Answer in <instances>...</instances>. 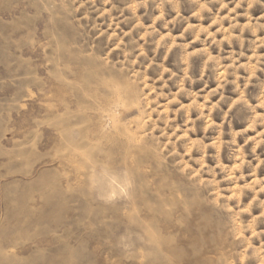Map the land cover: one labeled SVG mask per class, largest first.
<instances>
[{
  "label": "rangeland",
  "instance_id": "obj_1",
  "mask_svg": "<svg viewBox=\"0 0 264 264\" xmlns=\"http://www.w3.org/2000/svg\"><path fill=\"white\" fill-rule=\"evenodd\" d=\"M131 2L0 0V264H264V123L249 127L257 113L264 114V64L250 82L240 70L247 104L228 111L240 94L229 84L213 125L201 119L189 132L202 141L192 156L214 170L222 195L210 194L215 185L189 188L177 172L179 157L161 164L153 142H142L115 117L94 79L97 55L117 42L108 38L113 18L128 17L118 35L135 23ZM158 2L149 0L137 10L146 25L158 13ZM180 4L185 16L197 6L194 0ZM218 8L213 4V13ZM246 11L264 17V3L251 9L244 3L237 9L240 23L247 22ZM166 12V19L175 15L171 5ZM163 25H156L161 32L168 30ZM183 27V21L169 25L174 34ZM140 31L125 37L128 49L143 43L133 42ZM244 35L241 60L247 61L256 36ZM146 47L152 55L154 46ZM224 47L241 50L236 41ZM182 54L177 48L166 62L181 75ZM117 56L122 58L119 50ZM202 60L192 58L194 76ZM159 71L154 66L150 75ZM214 76L209 69L190 87L198 91L205 81L214 87ZM175 88L169 81L165 91ZM183 122L181 113L174 125L183 128ZM193 166L200 167L195 160ZM230 172L232 178L224 179ZM204 175L211 179L213 172Z\"/></svg>",
  "mask_w": 264,
  "mask_h": 264
},
{
  "label": "clouds",
  "instance_id": "obj_2",
  "mask_svg": "<svg viewBox=\"0 0 264 264\" xmlns=\"http://www.w3.org/2000/svg\"><path fill=\"white\" fill-rule=\"evenodd\" d=\"M148 3L149 0H132L127 5L135 17V23L127 31L121 29L122 35H118L116 29H119L120 23L126 21L128 17H125L124 21L113 18V23L108 25L112 29L109 40L117 37V42L106 52L97 55V68L94 73L96 85L104 91L110 101L109 106L115 117L129 125L142 142H153L161 164H167L169 158L179 157L175 160V165L178 166L177 172L182 182L189 188L215 185L210 194L214 197L221 196L224 190L220 188L221 181L215 178L214 170L206 166L203 158L196 159L192 156L194 148L201 145L202 141L192 139L189 132L194 130L196 122L201 119L206 122V126L213 125V113L221 107V102L226 100L225 89L229 84L235 85L240 94L231 100L228 111L238 103H248L245 92L239 84L240 70L244 69L249 73L246 81L250 82L264 64V52L259 51L264 48V36L258 35L260 30L264 29V23L261 22L264 17L253 18L246 11L244 15L248 17L247 22L240 23L238 17L241 13L237 12V9L244 3H247V8L251 9L257 3H264V0H194L197 6L190 16L182 14L180 0H159L156 3L158 13L152 18L151 24L146 25L143 18L137 15V10L142 6L146 8ZM230 3H234V6L229 7ZM213 4L219 5L215 13L212 9ZM166 5H171L175 11V15L169 19H166ZM224 9H228L227 13L221 14ZM105 12L110 13L111 9H105ZM193 18L198 22L193 23ZM206 19L208 22L204 23ZM162 20L164 28L168 29L164 32L156 26L157 22ZM225 20L229 21L227 26L224 24ZM181 21L184 22L183 29L178 34H174L169 25L175 27ZM138 29L143 31L139 32L133 42L143 41V43H137L135 50L128 49L125 37L131 36ZM236 29L239 31L237 32ZM246 31L256 36V40L253 41L255 47L251 55L248 56L247 61H242L241 58L245 56L243 48ZM103 34L104 32L100 33ZM189 34L191 39H187ZM234 41L240 45L239 52L234 48L226 50L224 47L226 43L232 46ZM149 44L154 46L151 49L152 55H149V49L146 47ZM197 44L199 47H194ZM214 45L218 51H213ZM177 48L183 51L180 57V62L184 65L182 75L172 70L166 63ZM161 49H164L163 57L157 62L156 57ZM117 50L122 53V58L113 57V53ZM194 56L203 57L199 76L193 75ZM154 66L160 70L155 77L150 75V70ZM209 69L215 73V86L209 87L208 82L205 81L203 88L194 91L190 85L195 84L197 80H204ZM229 77L233 78L229 79ZM169 81H174L175 91H165L169 88ZM217 95L218 99L213 100L212 97ZM182 97L190 99L185 103ZM260 105L264 106V97H261ZM193 111L198 113L195 118L192 115ZM181 113L184 116L183 128L179 124L174 125ZM258 120L264 123V114L257 113L249 127H253ZM180 147H183V152L180 151ZM193 160L200 167H194ZM220 167L223 168V165ZM206 171L213 172L211 179L205 177ZM232 176L233 173L230 172L224 179H231ZM236 194L238 195L239 192L237 191Z\"/></svg>",
  "mask_w": 264,
  "mask_h": 264
}]
</instances>
